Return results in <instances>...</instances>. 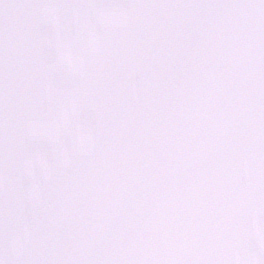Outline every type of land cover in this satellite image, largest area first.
<instances>
[{
    "label": "snow or ice",
    "instance_id": "6c2138e0",
    "mask_svg": "<svg viewBox=\"0 0 264 264\" xmlns=\"http://www.w3.org/2000/svg\"><path fill=\"white\" fill-rule=\"evenodd\" d=\"M0 264H264V0H0Z\"/></svg>",
    "mask_w": 264,
    "mask_h": 264
}]
</instances>
